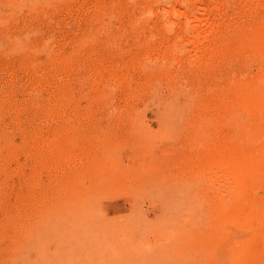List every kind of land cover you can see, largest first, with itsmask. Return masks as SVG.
I'll use <instances>...</instances> for the list:
<instances>
[{
	"label": "rangeland",
	"instance_id": "rangeland-1",
	"mask_svg": "<svg viewBox=\"0 0 264 264\" xmlns=\"http://www.w3.org/2000/svg\"><path fill=\"white\" fill-rule=\"evenodd\" d=\"M158 1L147 19L148 0H0V264H264V127L219 123L208 106L235 82L259 79L264 95V52L212 69L179 66L208 40L224 48L251 38L264 27V0ZM170 7L193 15L186 33ZM145 19L170 25L144 36L127 28ZM229 31L241 33L218 38ZM170 46L183 53L177 63L163 58ZM104 51L139 55L144 69L126 81L120 64L119 79L99 82L96 69L112 68L100 64ZM211 151L243 185L248 231L233 259L219 240L222 177ZM32 218L45 221L50 239L19 237Z\"/></svg>",
	"mask_w": 264,
	"mask_h": 264
},
{
	"label": "bare ground",
	"instance_id": "bare-ground-1",
	"mask_svg": "<svg viewBox=\"0 0 264 264\" xmlns=\"http://www.w3.org/2000/svg\"><path fill=\"white\" fill-rule=\"evenodd\" d=\"M173 0V3L174 4ZM251 0H246L247 3L250 4ZM253 1V0H252ZM158 0H148V2L146 4H144L142 6V8L140 10H142L145 13V16H147V19L150 16H153V14L155 13V9L156 6L158 5ZM176 2V1H175ZM258 2V1H257ZM171 4V5H172ZM259 4V3H258ZM218 5V4H216ZM170 6V5H169ZM219 6V5H218ZM124 7V6H123ZM176 7V6H175ZM122 9V8H121ZM168 9V8H167ZM175 8H171L170 7V12L166 13V15H169V17H176L179 16V21H177V25H175L174 23H171L172 25H175L176 28H179L181 30V32L186 33L185 31L187 30V28L189 26H187V23L185 21L184 18H186V15H188L190 12H185V16H182L177 14V12L174 10ZM123 10V9H122ZM190 10V8H189ZM188 11V10H187ZM121 12V11H120ZM133 12L130 10H123V14H127L128 16H131ZM164 13V12H163ZM180 13V12H179ZM190 15H192L190 13ZM193 16V15H192ZM168 17V16H167ZM147 19H145V21H143L142 23H139L137 25H134L133 23H129L128 27L129 29L132 30V32H134L133 30H136V35L137 36H142L143 33H141L142 31L145 32V29L148 28H160V26H164L168 29L167 26L170 25L169 22H167L168 24L165 23L164 20H159L157 22H155V24H153L152 26L150 25L149 21H147ZM178 19V18H177ZM176 19V20H177ZM192 19V18H191ZM190 20V19H189ZM152 21V20H151ZM188 21V20H187ZM190 22V21H189ZM191 23V22H190ZM189 23V24H190ZM188 24V25H189ZM200 24V22H199ZM199 24L197 26H199ZM172 25L170 26V28H172ZM191 25V24H190ZM193 25V24H192ZM195 26V25H194ZM173 26V28H175ZM215 27V25H214ZM217 28V27H216ZM212 29L210 30V33L212 32ZM160 30V29H159ZM197 30V29H194ZM230 30V29H229ZM140 31V32H139ZM216 31V29H215ZM240 31V30H239ZM257 31V32H256ZM253 32V35L251 36V38L249 37V39H245V41L241 40L240 43H238L235 46H230V45H225L224 48H217L214 46V44L212 43L213 41H207V44L204 45L203 48L206 47V49L202 52H204V54L202 53L201 55H198L197 57H193V59H184L181 58L179 60V58L182 56V52H180V48H177L175 46H170L168 48L165 49L164 54V59L166 60V58H168L170 61L169 62H173V61H177L179 60L180 64L179 66H181V69H186L190 66V63L192 65H198L200 64L201 66H203L204 68L206 67V69L208 68L207 66H209L211 69L214 67L216 61H218V63L220 64H224V63H228L231 59L233 58H237V57H241L242 55H248L250 52H255V50H261L264 52V27L261 29H258ZM218 32V31H217ZM127 33V32H126ZM213 33H214V29H213ZM239 33V32H238ZM238 33H233L231 31L224 33V35H218V38L222 41H224L225 39L228 40L232 37H234V34ZM241 33V32H240ZM239 33V34H240ZM197 35V34H196ZM125 36V35H124ZM128 36V35H127ZM126 36V37H127ZM132 36V35H131ZM144 36V35H143ZM166 36V34H165ZM179 36V35H178ZM214 36V35H212ZM211 36V37H212ZM216 36V35H215ZM214 36V37H215ZM122 37V36H121ZM152 37V36H151ZM212 37L213 39H216L217 37ZM118 38V37H115ZM139 38V37H137ZM179 38V37H178ZM143 39V38H142ZM123 40V39H122ZM139 40V39H137ZM174 40V39H173ZM207 40V39H206ZM212 40V39H211ZM121 41V40H120ZM135 41V40H134ZM144 41V40H142ZM168 41V40H167ZM110 42V41H109ZM112 42V41H111ZM115 42V41H114ZM147 43V42H146ZM180 43V42H179ZM107 44V43H106ZM116 44V43H115ZM169 43H167L168 45ZM175 44H177L175 42ZM199 46V44L201 45L202 43H197ZM114 45V44H113ZM174 45V44H173ZM95 46V45H94ZM143 46V44H142ZM188 46V45H186ZM93 47V46H92ZM138 47V46H137ZM162 47V46H161ZM202 47V46H201ZM200 47V48H201ZM95 48V47H94ZM143 49V48H142ZM98 50V49H97ZM147 50V49H146ZM203 50V49H202ZM95 51V50H94ZM108 51V50H107ZM104 51V53L101 52L100 55V60L102 61L100 62V64L105 63V62H110V64L112 65V68L110 69H104L102 71H98L96 69V77L98 76V80L99 78L104 79V77L106 78V75H109L111 77H113L114 79H116V77L119 79L120 76H118V70L116 68H118V66L121 64L122 68L126 71V73L124 72L125 76L123 75L122 80H129L128 79V75H130L131 73H136V74H140L141 71L144 69V66L141 64V61L138 60L136 57L138 56V58L140 57L139 55L135 56V55H129V54H124V53H111V52H107ZM157 51V50H156ZM156 51H152L150 50V52H148L147 54H145L144 56L150 57L151 55H155ZM160 51V50H159ZM100 52V51H99ZM115 52V51H114ZM162 52V51H161ZM198 52V51H197ZM27 53V52H26ZM144 53V52H142ZM180 57H179V54ZM195 53V52H194ZM159 54V53H158ZM92 55V54H91ZM97 55V54H96ZM142 55V54H141ZM197 55V54H196ZM158 56V55H157ZM200 56V57H199ZM143 57V56H141ZM156 57V56H155ZM183 57V56H182ZM243 57V56H242ZM253 57V56H251ZM89 58V57H88ZM94 58V57H93ZM153 58V57H152ZM255 58V57H254ZM92 59V58H91ZM143 59V58H142ZM147 59V58H146ZM184 59V60H183ZM238 59V58H237ZM89 60V59H88ZM144 60V59H143ZM140 61V62H139ZM108 62V63H109ZM122 62V63H121ZM164 62V61H163ZM168 62V61H167ZM90 63V62H89ZM95 65V64H94ZM261 65V64H260ZM81 66V65H80ZM106 66V64H105ZM199 66V65H198ZM262 66V65H261ZM89 67V66H87ZM84 67V68H87ZM111 67V66H109ZM113 67L117 70L115 72V69H113ZM120 67V66H119ZM174 67V66H173ZM192 67V66H191ZM196 67V66H195ZM224 67V66H223ZM97 68V67H96ZM120 68V69H122ZM190 68V67H189ZM188 68V69H189ZM199 68V67H198ZM202 67H200V69H204ZM94 69V68H93ZM119 69V70H120ZM122 69V70H123ZM179 69V68H178ZM264 69V68H263ZM78 70V69H77ZM98 71V72H97ZM168 71V70H166ZM204 71V70H203ZM212 71V70H211ZM214 71V70H213ZM218 71V70H217ZM161 72V71H160ZM170 72V71H169ZM169 72L166 75V79L167 76L170 75ZM179 72V71H178ZM93 73V71H92ZM117 73V74H116ZM122 73V71H121ZM171 73V72H170ZM205 73V71H204ZM180 74V72L178 73ZM178 74L176 76H178ZM133 75V74H132ZM130 75V76H132ZM182 75V74H181ZM213 75V74H212ZM94 76V75H92ZM172 76V75H171ZM171 76H169L171 78ZM94 77V81L95 78ZM179 77V76H178ZM105 80V81H104ZM103 82H107L108 79H104ZM107 80V81H106ZM126 80V81H127ZM169 80V79H168ZM176 80V79H175ZM178 80V79H177ZM110 81V80H109ZM125 81V82H126ZM100 82V80H99ZM118 82V81H116ZM174 82V81H173ZM93 83V82H92ZM259 79H253V81L249 80L248 82H246L245 84H237L235 82L232 83V85L234 86H229V89L225 91V93H223L222 95H220L221 97H216L213 99H209L210 103L208 104V106H210V104H212V108L214 106L216 113L214 114L215 119L221 123L222 121L224 122V120H228L233 119L234 122V126L233 127H237V122H235L234 120H239L241 122H243L245 120L247 125H253L256 127H264V95L261 94L260 92L258 93L256 90V87H258L259 85ZM101 84H106V83H101ZM93 85V84H92ZM118 85V84H117ZM136 85V84H135ZM119 86V85H118ZM130 89V88H129ZM130 91H134V90H130ZM222 91V90H221ZM63 93H66L65 91H62ZM135 92V91H134ZM138 92V91H137ZM133 93V92H132ZM129 94V93H127ZM69 97L67 96L65 98V100L62 101V106L61 108H64L63 110L61 109V117H63L66 112L68 111L67 107L69 106L68 103L70 101H67ZM218 98V99H217ZM221 98V99H220ZM208 102H205L204 104H206ZM203 104V105H204ZM222 104V105H221ZM195 105V104H194ZM76 108V106H75ZM67 109V110H66ZM76 111V109H75ZM59 113V112H58ZM60 115V114H58ZM67 117V115H65ZM211 116V115H209ZM213 116V113H212ZM63 117V118H66ZM62 118V119H63ZM211 118V117H210ZM212 119V118H211ZM246 119L248 120V123L246 121ZM214 121V120H213ZM223 124V123H222ZM228 124V122H227ZM231 124V123H229ZM220 124H218L219 126ZM246 125V126H247ZM227 126V125H226ZM240 126V125H238ZM228 128V127H227ZM232 128V127H231ZM220 131V130H219ZM220 136V135H219ZM219 142V141H218ZM217 142V143H218ZM217 145V144H216ZM223 145V141L219 146L217 145L216 147L217 150H221ZM215 146V145H214ZM215 147V148H216ZM234 150V149H233ZM213 151L217 152L214 147H213ZM236 153L241 154L240 148L237 146V148H235L234 150ZM62 153V152H61ZM212 153V154H211ZM211 162L210 164H212V167L214 166V169L217 170V172L219 173L220 177H222V180L219 182V188H220V194H221V210H220V220H221V234H220V239L221 240V244L223 245L224 248V252L225 254H227V256L231 259L235 258V254H233V252H236L235 247L239 246V245H244L246 242V234L248 231V226L245 223L244 219H242V216L240 214V207H241V202L240 199L243 196V185L241 184V177L240 174L238 172V170H236V168H234V165L227 162L226 158L224 157L223 153H220V155L218 154V160H216L214 158V152H210L209 155ZM208 156V154H207ZM206 156V158H207ZM61 157V160H59V162H61L63 160V163L65 161L66 158L62 159V156L60 155L58 158ZM209 157V156H208ZM207 160V159H206ZM203 161V160H202ZM58 161H56L57 164ZM203 163V162H202ZM202 168H203V164ZM55 164V163H54ZM53 164V165H54ZM59 164V163H58ZM62 164V163H61ZM66 164V163H65ZM52 165V164H51ZM200 165V166H201ZM50 166V165H48ZM56 166V165H55ZM207 167V165H205ZM65 167V166H64ZM205 167V168H206ZM211 167V166H210ZM60 168V167H59ZM201 168V167H200ZM208 168V167H207ZM204 169V168H203ZM212 174V173H211ZM62 175V174H61ZM214 175V174H213ZM216 175V174H215ZM208 176V175H207ZM210 176V175H209ZM205 177V176H204ZM216 178V176H215ZM215 181V180H214ZM64 182V181H63ZM61 184V183H60ZM65 184V182H64ZM62 187H65L64 185ZM195 187V186H194ZM62 189V188H61ZM60 189V190H61ZM66 189V188H63ZM71 190V189H70ZM62 191V190H61ZM60 191V192H61ZM65 191V190H63ZM67 192V191H66ZM64 198V195H62ZM60 197V195H59ZM66 198V196H65ZM80 198V197H79ZM62 199V197H61ZM36 202V203H35ZM35 203V204H34ZM38 201H37V197L33 194L30 195L29 199L27 200V204L29 206H35L37 205ZM28 222L25 223L26 225L22 228V230H20L19 232V237L26 240V241H37L34 243H38L41 240H45L47 238L50 239L51 238V231L50 229H46V225L45 221L41 218V219H28Z\"/></svg>",
	"mask_w": 264,
	"mask_h": 264
}]
</instances>
